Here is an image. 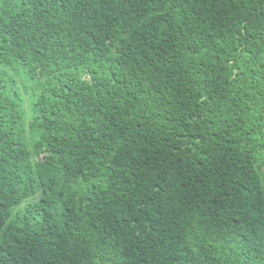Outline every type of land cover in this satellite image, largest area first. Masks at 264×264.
<instances>
[{"label": "trees", "instance_id": "16d2710c", "mask_svg": "<svg viewBox=\"0 0 264 264\" xmlns=\"http://www.w3.org/2000/svg\"><path fill=\"white\" fill-rule=\"evenodd\" d=\"M0 264H264V0H0Z\"/></svg>", "mask_w": 264, "mask_h": 264}, {"label": "rangeland", "instance_id": "374dc122", "mask_svg": "<svg viewBox=\"0 0 264 264\" xmlns=\"http://www.w3.org/2000/svg\"><path fill=\"white\" fill-rule=\"evenodd\" d=\"M8 72L11 73V75L17 80L19 85H21V84L27 85V83L26 82L24 83V80L21 77L14 76V74L10 70ZM26 87H28V86H26ZM20 96H21L22 99H24V94L20 93Z\"/></svg>", "mask_w": 264, "mask_h": 264}]
</instances>
